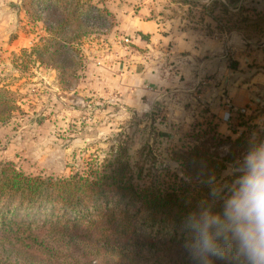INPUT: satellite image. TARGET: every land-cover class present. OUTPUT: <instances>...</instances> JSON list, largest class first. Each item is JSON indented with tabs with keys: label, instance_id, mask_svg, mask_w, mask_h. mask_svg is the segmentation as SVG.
Returning a JSON list of instances; mask_svg holds the SVG:
<instances>
[{
	"label": "trees",
	"instance_id": "trees-1",
	"mask_svg": "<svg viewBox=\"0 0 264 264\" xmlns=\"http://www.w3.org/2000/svg\"><path fill=\"white\" fill-rule=\"evenodd\" d=\"M101 3L35 0L45 13L38 19L48 36L34 51L53 61L61 56L53 66L63 72V62H74L67 56L77 53L75 41L90 34L94 23L113 26L107 18L112 13ZM214 3L226 10L219 0ZM263 16H245L243 23L258 26ZM229 67L236 69L237 62ZM15 100L0 83V123L10 118ZM262 114L264 107L236 112L230 126L235 137L212 124L205 138L177 156L181 175L150 178L145 162L134 163L123 144L101 158L90 157L68 176L31 175L11 161L0 162V264H200L185 247L193 236L188 217L201 207L222 211L244 174L246 153L264 145V120L261 126L254 122ZM223 146L226 152L220 154ZM228 164L235 169L230 175L224 174ZM211 260L247 264L234 241L223 245L221 258Z\"/></svg>",
	"mask_w": 264,
	"mask_h": 264
},
{
	"label": "rangeland",
	"instance_id": "rangeland-1",
	"mask_svg": "<svg viewBox=\"0 0 264 264\" xmlns=\"http://www.w3.org/2000/svg\"><path fill=\"white\" fill-rule=\"evenodd\" d=\"M219 1L226 10L214 0H102L100 6L112 13L107 18L113 26L94 23L90 34L77 39L78 46L75 41L77 53L67 56H73L74 62H63L66 67L60 73L53 62L61 61V56L53 61L34 51L48 36L43 20L38 19L45 13L35 7V0H0V83L16 94L10 118L0 123V162L11 161L31 175L68 176L80 171L90 157L101 158L110 147L123 144L134 163L145 162L150 178L153 174L181 175L176 158L205 138L204 133L215 124L209 116L198 118L193 114V121L188 118L193 123H182L180 115L164 119L153 114L124 113L107 98L90 95L80 83L89 76L88 60L97 54L95 47L106 43L107 34L116 26V14L128 10L166 22L170 28L200 37L209 35L239 48L248 54L244 64L254 70L241 69L246 75L243 81L256 71L264 74V19L258 26L243 23L245 16L255 19L264 14V0H239L234 4ZM233 55L231 52L228 56V67L237 62L238 69ZM255 85L253 93L260 101L250 111L264 107V79ZM110 104L113 108L106 110ZM262 120L264 114L254 122L261 126ZM230 135L235 137L237 133ZM218 151L224 154L226 146ZM234 170L228 164L224 174Z\"/></svg>",
	"mask_w": 264,
	"mask_h": 264
},
{
	"label": "crops",
	"instance_id": "crops-1",
	"mask_svg": "<svg viewBox=\"0 0 264 264\" xmlns=\"http://www.w3.org/2000/svg\"><path fill=\"white\" fill-rule=\"evenodd\" d=\"M128 11L116 14L117 24L106 43L95 47L97 54L88 60L89 76L80 87L107 98L124 113L164 119L180 115L182 123H193L188 119L193 121V114L209 116L221 132L232 133L235 110L249 111L260 101L253 89L264 74L256 71L243 81L246 75L240 72L254 71L244 64L248 54L209 35L200 37ZM229 47L238 61L236 70L228 67ZM108 106L106 110L113 108ZM225 112L231 113L229 123L223 119Z\"/></svg>",
	"mask_w": 264,
	"mask_h": 264
},
{
	"label": "clouds",
	"instance_id": "clouds-1",
	"mask_svg": "<svg viewBox=\"0 0 264 264\" xmlns=\"http://www.w3.org/2000/svg\"><path fill=\"white\" fill-rule=\"evenodd\" d=\"M237 184L221 212L201 207L188 217L193 236L185 247L200 264L221 258L223 245L232 241L247 264H264V146L247 156Z\"/></svg>",
	"mask_w": 264,
	"mask_h": 264
},
{
	"label": "built area",
	"instance_id": "built-area-1",
	"mask_svg": "<svg viewBox=\"0 0 264 264\" xmlns=\"http://www.w3.org/2000/svg\"><path fill=\"white\" fill-rule=\"evenodd\" d=\"M125 41H129V38H125ZM236 112H239V113H243L245 114L247 112L246 108L245 107H241V108H237L235 110V113ZM223 119L226 121V122H230L231 121V113L230 112H225L224 113V116H223Z\"/></svg>",
	"mask_w": 264,
	"mask_h": 264
}]
</instances>
